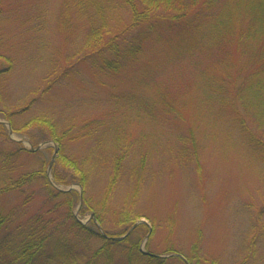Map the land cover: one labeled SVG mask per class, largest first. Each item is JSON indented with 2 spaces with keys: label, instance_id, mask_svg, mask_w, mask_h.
Returning a JSON list of instances; mask_svg holds the SVG:
<instances>
[{
  "label": "trees",
  "instance_id": "1",
  "mask_svg": "<svg viewBox=\"0 0 264 264\" xmlns=\"http://www.w3.org/2000/svg\"><path fill=\"white\" fill-rule=\"evenodd\" d=\"M218 5L219 0H64L55 18V32L63 45L59 47H54L46 39V33L52 31L48 9H39L37 21L31 23L29 17L19 16L20 12L16 13L17 18L12 19L14 9L11 7L4 13L3 7L0 8V116L10 123L12 131L23 134L30 128H36L49 133L50 141L47 143L57 145L49 179L44 170L46 164L43 169L34 170L22 161L23 155L39 159L42 153L29 151L21 143L11 141L8 127L0 123V135L13 146L11 149L0 146V264L167 262L159 254L148 250L142 252L141 243L150 233L145 223L133 229L141 219L149 220L153 225L148 241L151 247L161 228L159 217H152L149 209L141 205L147 155L128 144L121 149L113 147L105 158L103 155L98 157L102 160L101 165H107L108 182L99 197H95L88 190L93 175V167L88 162L95 159L94 151L82 159L77 155L76 146L85 138L94 141L96 149L100 148L109 133L118 134L114 124L95 117L83 120L78 127L77 119H71L59 132L58 125L48 115L39 113L40 116L27 118L30 116L27 106L21 109L8 103L5 96L7 84L17 62H21L17 50L21 51V45L29 48L34 44L33 37L38 44L27 64L32 65L36 57L42 56L49 66L43 78L45 89L38 100L46 95L53 96L52 91L58 90L57 86L62 81H70L79 74L77 67L81 65L96 84L99 99L101 95H107L102 107L113 101L119 110L111 111V114L122 113V110L127 114L133 113V117L136 115L138 121L141 117L149 121L153 115V100H145L143 94L139 97L137 94L141 89L135 86L128 88L122 84L123 79L134 77L138 80L135 74L153 65L152 49L162 52L166 58L170 53L162 47L173 44L172 49L185 51L204 32H211L212 47L216 46L212 49L217 51L208 54L212 59L209 58L211 60L208 59L206 66L199 68V85L207 90L209 100L216 105L220 102L227 108L230 129L241 138L248 160L264 178V0H227L224 5ZM37 33L42 34L37 38ZM30 35L32 42L29 41ZM142 88L148 89V85L142 84ZM113 90L115 98L111 97ZM157 99L162 105L165 103L164 108H173L167 98ZM93 100L90 99L92 103ZM206 104L215 109L216 105ZM191 132L189 143L186 140L188 144L183 145V150L189 158L194 155L192 163L199 166L201 149L194 130ZM106 150L109 152L111 146H106ZM138 152L140 159L130 177L127 161H131L132 154ZM96 165H99L97 161ZM36 183L45 187L46 209L19 223L17 226L24 229L20 235L4 234L3 231L14 224L16 216L25 214L24 208L30 206L35 194L31 187ZM72 185L82 188L81 205L79 191L57 188ZM13 196L23 198L21 208H10ZM78 209L83 218L93 215L89 221L91 226L79 221L75 214ZM131 229L133 231L127 237L115 241ZM260 229L259 236L252 242V250L264 235V222ZM196 248L194 256L173 248L172 257L193 264L198 256H203L199 252L200 246Z\"/></svg>",
  "mask_w": 264,
  "mask_h": 264
},
{
  "label": "rangeland",
  "instance_id": "2",
  "mask_svg": "<svg viewBox=\"0 0 264 264\" xmlns=\"http://www.w3.org/2000/svg\"><path fill=\"white\" fill-rule=\"evenodd\" d=\"M63 1L41 0L39 4L38 0H0V8L3 7L4 13L11 7L14 9L11 13L12 19L17 18L16 13L20 12L19 16L29 17L31 23L37 21L39 9H48L51 13L48 19L52 31L46 33V39L51 41L54 47H59L62 40L55 32V18ZM226 1L219 0L218 6L224 5ZM212 36L211 32H204L191 42L185 51L172 49L173 44H168L161 48L170 53L166 58L161 55L162 52L158 53V50L152 49L153 65L148 70L144 69L135 74L138 80L134 77L123 79L122 84L128 88L135 86L141 89L137 94L139 97L143 94L145 100H153V115L149 121H146L145 117L138 121L136 115L133 117V113L127 114L122 110V113L111 114V111L119 110L113 101L102 107L101 104L105 103L107 95H101L99 99L96 84L90 73L81 65L77 67L79 74L70 81H62L57 86L58 90L52 91L53 96L46 95L38 100L41 91L45 89L43 78L47 75L49 66L42 56L36 57L32 65L27 64V59L35 53L38 44L34 37V44L29 48H23L24 45H21V51L17 50L21 62H17L10 76L5 96L13 107L23 109L27 106L28 115L30 114L27 118L40 114L48 115L58 125L59 132L71 119H77L78 127L83 120L95 117L114 124L118 134L109 133L108 139L100 148L96 149L94 141L85 138L76 146L77 155L82 159H86L85 157L94 151L95 159L88 162V165L93 167L88 190L89 194L94 193L95 197H99L108 182L107 165H101L102 160L98 157L103 155L105 158L111 154L113 147L121 149L128 144L147 155L146 182L141 205L149 209L152 217H159L161 228L150 247L148 241L152 236L153 225L149 220L141 219L150 229V233L141 243L142 251L159 254L161 258L167 259L166 264H186L176 256L172 257L173 248L178 251L182 249L187 255L194 256L196 246L199 245V252L203 256H198L199 259L193 264H264V235L252 250V242L259 236L257 234H260L264 222L263 175L254 163L248 160L241 138L230 129L227 108L220 102L216 105L209 100L207 90L203 89L198 81L199 68L206 66V62L211 58L208 54L217 51L212 49L216 47H212ZM31 40L30 35L29 41L32 42ZM143 73L145 74L142 76ZM141 83L147 84L148 89L142 88ZM38 89L39 93H36ZM111 97L115 98L114 90ZM161 97L169 100L168 103L173 106L171 110L164 108L165 103L162 105L157 99ZM92 98L94 103L90 101ZM100 100L102 103H99ZM206 103L216 105L215 109H210ZM148 106L146 104V107ZM2 122L6 120L0 116V123ZM191 129L194 130L201 149L199 166L192 163L194 155L189 158L183 150V145L189 143ZM48 135V132L44 133L36 128H30L23 134L13 131L12 137L8 132L11 141L21 143L29 151L42 147L38 151L42 153L41 158L26 154L23 155L22 161L34 170H41L46 164V173L57 147L54 142L47 143L50 141ZM118 135L121 136L120 139ZM6 139L0 135V146L11 149L13 146L7 143ZM106 146H111L109 152ZM139 152L132 154V160L127 161L130 177L135 164L139 162ZM96 161L99 165H96ZM44 188L41 183L31 187L35 194L29 203L30 206L24 208L25 214L14 218V224H10L3 231L4 234L20 235L24 229L17 225L27 221L32 214L46 209L48 202ZM58 188L75 189L79 192L81 190L78 185ZM121 192L123 194L124 191ZM10 202V208L18 209L22 207L23 198L13 196ZM75 214L84 224L91 226V214L84 218L77 210ZM4 252L8 256L6 251Z\"/></svg>",
  "mask_w": 264,
  "mask_h": 264
},
{
  "label": "water",
  "instance_id": "3",
  "mask_svg": "<svg viewBox=\"0 0 264 264\" xmlns=\"http://www.w3.org/2000/svg\"><path fill=\"white\" fill-rule=\"evenodd\" d=\"M10 132L12 133V130H10ZM38 149H40V147H39ZM54 156H55V155H54ZM53 160H54V157H53ZM53 160H52L51 165H50V167H49V172H50V170H51V166H52ZM139 223H140V222L136 223V225L133 227V229H134ZM133 229H132V230H133ZM132 230L129 231V232L127 233L126 236H128V235L132 232ZM126 236H124V237H120V238H115V241H121V240H123Z\"/></svg>",
  "mask_w": 264,
  "mask_h": 264
}]
</instances>
